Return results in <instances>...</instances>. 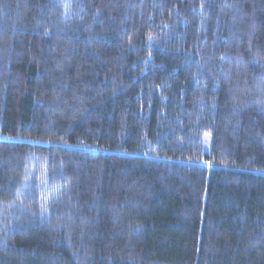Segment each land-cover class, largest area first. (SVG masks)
<instances>
[{"label": "trees", "instance_id": "16d2710c", "mask_svg": "<svg viewBox=\"0 0 264 264\" xmlns=\"http://www.w3.org/2000/svg\"><path fill=\"white\" fill-rule=\"evenodd\" d=\"M0 264H264V0H0Z\"/></svg>", "mask_w": 264, "mask_h": 264}]
</instances>
